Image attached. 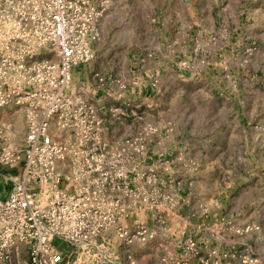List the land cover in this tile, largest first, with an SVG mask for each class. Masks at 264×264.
Masks as SVG:
<instances>
[{
    "label": "rangeland",
    "instance_id": "1",
    "mask_svg": "<svg viewBox=\"0 0 264 264\" xmlns=\"http://www.w3.org/2000/svg\"><path fill=\"white\" fill-rule=\"evenodd\" d=\"M90 8L101 13L100 37L67 91L93 109L99 141L121 156L117 190L107 186L119 226L147 231L129 244L112 228L98 244L121 264H264V0ZM46 59L56 61L42 49L33 61ZM7 108L0 155L25 147L27 111L1 114ZM60 168L61 189L79 190L74 167Z\"/></svg>",
    "mask_w": 264,
    "mask_h": 264
},
{
    "label": "built area",
    "instance_id": "2",
    "mask_svg": "<svg viewBox=\"0 0 264 264\" xmlns=\"http://www.w3.org/2000/svg\"><path fill=\"white\" fill-rule=\"evenodd\" d=\"M100 16L90 0H0V114L27 111L24 150L0 155L24 166L16 189L0 198V264H121L98 238L112 228L129 244L147 235L119 226L120 201L107 188L117 190L121 156L99 141L93 109L67 91L73 69L94 58ZM42 49L56 61H33ZM65 164L82 183L75 192L61 189Z\"/></svg>",
    "mask_w": 264,
    "mask_h": 264
},
{
    "label": "crops",
    "instance_id": "3",
    "mask_svg": "<svg viewBox=\"0 0 264 264\" xmlns=\"http://www.w3.org/2000/svg\"><path fill=\"white\" fill-rule=\"evenodd\" d=\"M7 111L11 112V108L4 109L0 116V130H6L9 123H7ZM22 141V140H21ZM7 140L1 143L0 148H7ZM133 159V157H132ZM23 174V162L0 164V198L6 199L16 189V183L20 180ZM137 179H133L136 182ZM136 187V185H133Z\"/></svg>",
    "mask_w": 264,
    "mask_h": 264
}]
</instances>
